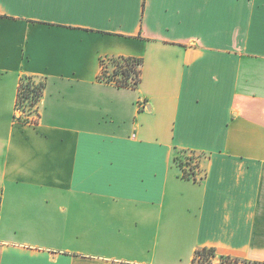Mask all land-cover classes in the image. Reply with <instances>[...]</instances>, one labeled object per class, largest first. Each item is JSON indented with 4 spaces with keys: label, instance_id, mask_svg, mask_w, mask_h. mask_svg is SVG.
<instances>
[{
    "label": "crops",
    "instance_id": "0c3cea01",
    "mask_svg": "<svg viewBox=\"0 0 264 264\" xmlns=\"http://www.w3.org/2000/svg\"><path fill=\"white\" fill-rule=\"evenodd\" d=\"M110 58L137 87L100 79ZM202 248L264 263V0H0V264Z\"/></svg>",
    "mask_w": 264,
    "mask_h": 264
},
{
    "label": "trees",
    "instance_id": "16d2710c",
    "mask_svg": "<svg viewBox=\"0 0 264 264\" xmlns=\"http://www.w3.org/2000/svg\"><path fill=\"white\" fill-rule=\"evenodd\" d=\"M112 71L108 73L107 68L101 63V80L113 82L117 87H137L141 78V60L133 58H110L108 60ZM105 76V77H104ZM44 84L39 82L34 84L31 78H22L17 92V105L22 109L25 116L32 114L33 107L38 103L42 96ZM186 159V158H185ZM188 159V158H187ZM114 264H134L117 262ZM191 264H264L239 260L225 256H219L217 259L214 249L202 248L194 253Z\"/></svg>",
    "mask_w": 264,
    "mask_h": 264
},
{
    "label": "built area",
    "instance_id": "2783aa9c",
    "mask_svg": "<svg viewBox=\"0 0 264 264\" xmlns=\"http://www.w3.org/2000/svg\"><path fill=\"white\" fill-rule=\"evenodd\" d=\"M40 101V100H39ZM38 101V103H39ZM16 103H17V99H16ZM38 103L33 107L32 109V113H35L34 116L29 115V116H25L22 109L16 104L15 105V111H14V120L17 122H21L24 124H33L37 121V106Z\"/></svg>",
    "mask_w": 264,
    "mask_h": 264
},
{
    "label": "rangeland",
    "instance_id": "374dc122",
    "mask_svg": "<svg viewBox=\"0 0 264 264\" xmlns=\"http://www.w3.org/2000/svg\"><path fill=\"white\" fill-rule=\"evenodd\" d=\"M103 67L105 68H107V71H108V73H110L111 71H112V67H110L109 66V62L108 63H105L104 65H103ZM105 77V76H104ZM104 81H106L105 80V78H104ZM32 82L34 83V84H38L39 82H41L40 80H38V79H32ZM34 114L35 113H32L31 115L32 116H34ZM188 161L187 162H185V161H181V165H182V167H183V169H185L186 171H188V170H190V167H192V168H194L196 165L195 164H193V161H194V159H187ZM192 164H191V163ZM216 257H217V259L219 258V256L216 254Z\"/></svg>",
    "mask_w": 264,
    "mask_h": 264
}]
</instances>
